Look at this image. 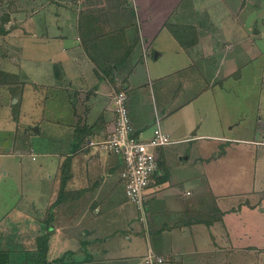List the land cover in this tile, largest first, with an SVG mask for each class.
Returning <instances> with one entry per match:
<instances>
[{"label":"crops","instance_id":"1","mask_svg":"<svg viewBox=\"0 0 264 264\" xmlns=\"http://www.w3.org/2000/svg\"><path fill=\"white\" fill-rule=\"evenodd\" d=\"M236 8L230 0H24L10 10L0 99L15 97L7 108L15 122L0 142V230L11 225L22 239L25 222L46 225V264H147L150 249L162 264H264V144L255 142L264 114L253 137H241L229 83L241 80L251 48L223 22ZM167 22L192 25L196 40L182 46ZM124 83L135 130L149 138L159 122L173 140L158 149L144 212L126 196L121 157L87 144L114 128ZM246 159L251 170L230 175ZM217 161L228 166L222 179L211 173Z\"/></svg>","mask_w":264,"mask_h":264},{"label":"rangeland","instance_id":"2","mask_svg":"<svg viewBox=\"0 0 264 264\" xmlns=\"http://www.w3.org/2000/svg\"><path fill=\"white\" fill-rule=\"evenodd\" d=\"M4 8H7L13 11L16 8H19L24 0H0ZM232 5L237 4V8L234 14L228 16L223 19L226 28L229 26L231 29H234L236 35L247 37L246 46L251 48L250 56L246 58L250 61L243 65L240 69V73L242 74L241 80L233 82L236 86H233L232 83H229L230 89L238 90V97L240 98V103L237 106L240 108L241 116L244 118L241 125L237 128L240 131L246 132L245 136H241L243 138H251L253 137L254 125L256 124L257 118L261 117V114H264V102L260 101L261 92L260 88L264 87V83L262 84V77L260 72H264V55L257 56L254 54V49L256 50L257 46L261 50L264 51V0H230ZM250 36H247V35ZM29 38V36H27ZM251 38V40H249ZM29 58L32 56L31 47L25 46L22 50ZM255 56V57H254ZM254 57V58H252ZM260 74V75H259ZM264 74V73H263ZM14 98H9V95L6 93L4 99L1 97L0 99V112L3 115V120L0 118V142L6 139V136L9 135L7 123L13 120L12 118H7L8 110L7 108L11 106ZM7 102V103H6ZM53 106L61 105V100L53 99ZM237 103L232 97V103ZM230 102V105H234ZM28 105V104H26ZM239 111V112H240ZM37 114V113H35ZM29 122H32V119L28 117ZM14 121V120H13ZM18 121V120H16ZM15 122V121H14ZM246 126V127H245ZM247 127L251 129V131L247 130ZM45 128V127H44ZM49 130V129H48ZM42 139H45V135L39 136ZM38 137V138H39ZM4 145V143H1ZM243 144L250 146L249 142H243ZM45 145V144H44ZM181 145H177L175 149H178ZM244 146V145H243ZM3 149H8L4 146ZM243 153V152H241ZM248 157V156H247ZM251 170L250 164L248 160L243 164H239L238 162L230 166L231 174L238 175L239 170L243 169ZM227 163L222 161H217L215 166L211 169V173L214 178H223V171L227 170ZM245 173V171H241ZM246 177L245 175H243ZM11 182L8 181L7 184ZM62 183V178L60 181V187ZM4 185V184H3ZM6 186V185H4ZM8 196V195H7ZM12 197H15L16 194H12ZM14 201V198L11 199ZM23 209L29 213L32 212L30 205L24 204ZM38 217L42 220L46 218L47 209H41L38 212ZM43 217V218H42ZM29 221V220H27ZM31 221V220H30ZM42 226V225H41ZM36 227L30 222H25L22 225V239L11 236L13 230L11 225L4 227L0 230V264H40L42 263V259L40 256V252L44 242L40 239L43 235L48 237V233L46 231V225L42 227ZM32 228H34L32 230ZM39 228V229H38ZM48 247V242H47ZM57 261V260H56ZM45 264L47 259L44 260Z\"/></svg>","mask_w":264,"mask_h":264},{"label":"built area","instance_id":"3","mask_svg":"<svg viewBox=\"0 0 264 264\" xmlns=\"http://www.w3.org/2000/svg\"><path fill=\"white\" fill-rule=\"evenodd\" d=\"M124 83L114 95L115 112L114 128L103 138L89 139L87 144L107 150L121 157L123 168L121 176L125 182V192L129 201L144 212L146 191L153 174L160 165L158 149L173 140L168 132L159 125L149 138H144L134 128L128 106V92ZM264 144L262 139L255 141ZM165 258L149 250L146 255L147 264H162Z\"/></svg>","mask_w":264,"mask_h":264},{"label":"trees","instance_id":"4","mask_svg":"<svg viewBox=\"0 0 264 264\" xmlns=\"http://www.w3.org/2000/svg\"><path fill=\"white\" fill-rule=\"evenodd\" d=\"M10 16H11L10 10L7 8H4L3 3L0 1V34L8 33L9 29L6 27V24L10 20ZM166 26L170 29V31L173 33V35L178 39V41L184 47L189 46L190 44L193 43V41L196 40V38L191 40V38L194 36V31L196 28L190 24L167 22ZM190 36H191V38H190ZM55 73H56V75H59V73H60L59 64L55 65ZM19 111H20V100L17 103L13 104V106H12L13 118L15 120L19 119ZM61 178H62V183H61V186H62L63 180H64L63 179L64 178L63 168H62ZM40 239L44 242V245L42 246V249L40 252L41 253L40 256L42 259L41 264H45L44 260H46L45 258H46V252H47L48 238L46 235H43ZM57 261H59V259Z\"/></svg>","mask_w":264,"mask_h":264}]
</instances>
